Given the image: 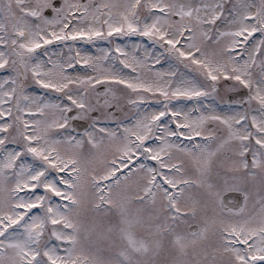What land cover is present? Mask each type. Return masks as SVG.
I'll list each match as a JSON object with an SVG mask.
<instances>
[{
    "label": "snow or ice",
    "instance_id": "1",
    "mask_svg": "<svg viewBox=\"0 0 264 264\" xmlns=\"http://www.w3.org/2000/svg\"><path fill=\"white\" fill-rule=\"evenodd\" d=\"M0 264H264V0H0Z\"/></svg>",
    "mask_w": 264,
    "mask_h": 264
},
{
    "label": "rangeland",
    "instance_id": "2",
    "mask_svg": "<svg viewBox=\"0 0 264 264\" xmlns=\"http://www.w3.org/2000/svg\"><path fill=\"white\" fill-rule=\"evenodd\" d=\"M133 40H135L136 38H132ZM118 42H121L122 43V41H118Z\"/></svg>",
    "mask_w": 264,
    "mask_h": 264
}]
</instances>
